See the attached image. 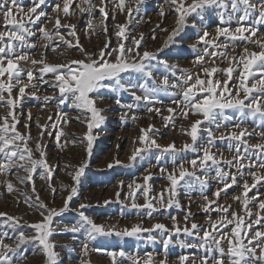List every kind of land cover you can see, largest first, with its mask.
<instances>
[{
    "label": "snow or ice",
    "instance_id": "obj_1",
    "mask_svg": "<svg viewBox=\"0 0 264 264\" xmlns=\"http://www.w3.org/2000/svg\"><path fill=\"white\" fill-rule=\"evenodd\" d=\"M110 2L112 19L115 20L116 14L119 13L126 15L127 22L130 23L133 11H139L143 0ZM44 3L45 0H31L32 6L25 9L21 0H0V27L3 29L0 30V109L3 110L0 111V175L7 177L11 174L20 184L31 185V195L28 192H20V189L8 179L0 181V186L6 188L9 194L20 192L23 202L34 209L40 217L34 223L21 224L22 218L0 212V226L11 228L14 232L13 236H9L7 231L0 232V264H22L20 250L26 244H32L41 251L45 257V264H59V253L55 251L57 245L50 239L57 232L52 225L55 217L62 216L70 210V203L78 195V189L76 186L69 188L61 184L60 190L67 191L68 194L63 198L62 207L58 209L49 207L41 200L35 188L34 175L38 174L48 181L47 188L53 198L57 194V188L53 186L52 181L58 165H51L47 160L46 146L43 143L45 135H54L61 149L68 144L75 146L77 142H86L85 151L90 157L94 141L93 129L99 128L104 121L102 115L104 110L97 107V97L102 89L128 92L137 103L122 105L118 97L115 103L129 111L138 107V102H143L147 112L161 114V109L154 106L156 96L160 92L176 88L182 90L180 98L171 101L175 107L167 108L169 115L162 118L165 127H168L169 123L174 127L177 115L184 120H190L188 127H181V132L191 142L185 141L179 147L175 142L162 146L150 135L157 130L153 125H149L140 129L137 141L141 147L134 148L129 157L130 161H135L137 157L152 149L173 154L172 170L169 171L166 167L159 168L162 178L168 181V186L160 192L153 193L148 185L152 178V173L149 172L143 176L142 184L133 181L126 186L128 188L124 197L126 203L121 201L125 185L120 181V190L115 194V202L130 210L146 209V215L153 218V214L161 210L173 206L180 207L175 197L179 195L181 188L191 192L199 186L203 201L200 208L207 216L206 226L195 222L189 211L183 218V224H180L175 216L170 217L171 228L163 223H154L150 228L137 223L121 229L116 225L94 222L85 213L89 205L81 203L76 209L78 217L76 222L71 226L66 225L62 231L73 233V239H76L77 233L85 234L87 239L81 248L83 257L89 253L88 242L96 240L97 237L127 241L129 238L139 239L147 233V240L155 243L156 239L152 233L160 234L163 258L158 259L160 254L153 252H146L143 257L138 254L132 255L117 245V249L106 252L111 264H168V252L174 243H178L182 249H199L203 253L199 256L180 254L177 257V264H264V198L259 194L249 196V192L257 185L264 186V33H261L260 27L264 26V0H165L175 15V27L171 30L165 45L174 42L175 36L187 26L189 17L202 19L201 14L211 9L218 10L219 17L214 36L204 30L197 37V44L203 47V51L198 52L193 61L197 71L193 73L181 69V76L172 81L167 75L162 74L159 79L154 76V71L160 65L172 72L173 76L177 70L176 65L158 58V53L162 52L163 48L157 52L142 50L143 33L139 34V37H129L127 24L114 25L116 38L114 47L111 40L106 38L98 52H89L80 44L76 36V26L63 22L78 13L91 15L98 11L102 17L101 23L95 25L90 20L88 27L93 34L96 28H102L103 34L107 37L106 22L109 17L107 0H100L98 5L94 0H62V5L56 4L52 8L54 17L47 16L43 11L37 12ZM160 16L161 18L165 16L163 8ZM41 17L53 23V28H46ZM35 25L40 26L34 28ZM192 27L195 28L196 25L193 24ZM157 28L168 32V29L162 28L159 24ZM61 29L65 30L63 34ZM37 34L38 39L43 42L40 47L44 49L39 59L34 58L28 51L37 47L31 40ZM221 37L224 39L220 40ZM129 40L130 46L127 43ZM197 44L191 45L193 50L197 48ZM240 45L243 46L242 52L231 55L230 50L234 51ZM61 48L65 49L64 52H60L61 55L75 49L82 58L49 63L47 51L58 52ZM216 60L227 62L228 67H217ZM152 61H156V65H153ZM22 62H30L33 69L24 68ZM209 64L212 66H208ZM36 66H39L38 74L34 71ZM234 73H237L235 77ZM49 74L53 78L51 87L58 91L59 95H45L43 101L45 105L56 101L58 110L53 114L56 119L53 120V115H49L48 121L51 123L40 124L37 121V128L40 131L33 144L34 138L30 129L32 114L31 112L27 114L29 123H25L26 131L22 133L17 127L20 123L17 110L27 96L40 98L36 91L28 90L37 89V81L47 84L45 77ZM133 78L149 80L151 86L148 83L133 84ZM230 82H233L231 87ZM137 89L140 94H137ZM69 100L71 106L80 112L76 120L86 125L87 131L82 137L73 134L70 140L65 139L62 143V137H66L67 134L62 130L61 123L67 125L70 120L60 108ZM229 110L236 114L235 122L233 117L227 114ZM127 116L128 113L125 112L122 119ZM131 118L137 119L134 113ZM249 120L254 125L251 129L246 123ZM202 133L207 135V140L203 144L200 143ZM253 138L256 139V143L251 142ZM217 141L227 142L226 150L230 156H225L219 149L213 151ZM187 152L196 155L191 159L176 160L177 156ZM87 164L88 161L85 160L76 168L74 174L68 173L74 185L79 184L80 176ZM120 164L121 162L116 159L108 164V168ZM222 165H227L229 169L235 171H225ZM211 172L215 173L213 178L221 185L212 193L215 199H209L203 192L209 183ZM233 186L241 189L239 195L232 196V200L240 204V212L232 209L230 204L219 203L221 194L227 195V190ZM138 193L144 199L142 205L136 202ZM19 202L20 199L17 197V203ZM110 203H112L110 200L104 201L105 205ZM253 207L257 210L253 211ZM213 212L217 213L216 219L212 218ZM25 228L31 229V232L27 233L23 230ZM181 236L192 238V242L180 239ZM7 240H12V243L6 242ZM80 264L89 262L82 258Z\"/></svg>",
    "mask_w": 264,
    "mask_h": 264
},
{
    "label": "rangeland",
    "instance_id": "obj_2",
    "mask_svg": "<svg viewBox=\"0 0 264 264\" xmlns=\"http://www.w3.org/2000/svg\"><path fill=\"white\" fill-rule=\"evenodd\" d=\"M98 5L100 0H94ZM127 2V0H126ZM21 3L25 9L31 7V0H21ZM109 17L107 20L108 35L105 37L102 28H96L95 34L89 29V21L95 25L101 23L102 17L98 11H95L91 15L89 13L77 14L67 18L66 21L76 26V36L79 39L80 44L87 49L89 52H98L106 38L110 39L112 46L116 45L115 38V28L116 24H127V33L129 37H139V34L143 33L144 41L142 45V50L147 49L153 52H157L158 49L163 48L162 52L158 53V58L160 60L167 61L168 64L176 65L177 70L175 76L172 72L160 65L155 71L154 76L159 79L162 74L167 75L169 80H175L177 77L181 76V69H186L190 72L195 73L197 71V66L193 64L198 52L203 51V47L197 44V37L201 35L204 30H207L211 35H215V28L219 24V17L217 15L218 10L211 9L207 10L201 14V17H189L187 21V26L180 31L178 35L175 36L174 42L165 45L171 30L175 27V15L169 9L165 0H143V3L139 7V11H133L131 22H127L126 15L117 13L116 19H112L111 8L112 4L110 0H107ZM56 4L62 5V0H45V3L37 9V12H45L47 16L54 17L52 8ZM74 7V6H73ZM135 8V5L133 6ZM161 8L165 11V16L161 18L160 11ZM41 21L44 26L48 29L53 28V23H49L44 17H41ZM161 25L162 28L168 29V32L161 31L157 28V25ZM195 24L196 27L193 28L192 25ZM40 25L33 26L38 28ZM235 26V21H233V27ZM261 27V33H264V26ZM0 30H3L0 27ZM62 34L65 32L61 29ZM36 37H32L33 43L37 44L35 49H30L31 55L39 59L40 53L44 51L40 44L43 42ZM155 36V39H153ZM71 39L70 37H68ZM224 38L221 37L220 40ZM219 42V41H218ZM130 46V40L127 42ZM239 44V42H237ZM197 44V48L193 50L191 45ZM243 46H237L234 51L230 50L231 55H238L242 52ZM256 50L259 49H251ZM65 49L61 48L58 52L47 51V60L49 63H61L66 59H80L82 58L80 53L75 49L67 51L66 55H61L60 52H64ZM156 65V61L151 62ZM215 65L220 68L228 67L227 62H221L216 60ZM22 66L26 69H33L31 63H23ZM208 66H212L209 64ZM39 66H36L34 71L38 74ZM220 75V74H217ZM234 77L237 73L233 74ZM221 78H223L221 76ZM48 81L47 84H41L37 81V89H30L31 91H36L39 99L27 96L23 102L22 106L17 110L19 115L20 123L17 125L20 132H25V123H29L27 120V114L31 112L32 121L30 122L31 135L34 138L38 137L40 129L37 128V121L40 124L51 123L48 121L49 115H53L57 112L56 101H51L45 105L43 101V96L45 95H59L58 91H55L51 84L53 83L52 75L49 74L45 77ZM127 80L128 78L125 77ZM133 84L138 83H148L151 86V81L144 79H132ZM233 82H230V87ZM180 88L169 89L167 92H160L156 96L155 107L161 109V114L155 112L149 113L146 111V106L143 102H138L139 106L135 107L132 111H129L126 107H122L115 103V99L118 97L121 100L122 105L134 104L133 97L125 91H110L108 89H102L97 97V107L103 109L102 115L104 116V121L99 128L93 129V148L91 156L89 157L85 151L86 142H77L75 146L68 144L66 147L61 149L53 136L45 135L43 143L46 148L47 160L51 165H58L55 169L53 186L57 188V194L53 198L52 194L47 188V183L45 179L41 178L40 175H34V182L36 191L40 194L41 200L49 205V207L60 208L63 205V198L68 194L67 191L60 190V185H67L70 187L76 186L78 189V195L73 198L70 203V210L64 213L62 216L55 217L53 222V227L57 229L53 237L50 239L57 245L55 251L59 253V264H80L81 259L88 261L89 264H111L110 257L107 256L106 252L117 249V245L125 248L132 255L144 256L146 252H153L154 254L159 253L158 259L163 258L162 255V245L160 243L161 236L158 232L152 233L155 237L156 242L152 243L147 240V233H144L141 238L133 239L129 238L125 240H117L115 238L107 237H97L96 240L89 241V253L86 257L82 256V244L86 242V236L83 232L75 234L76 239H73V233L63 232L62 229L67 225L71 226L78 219L76 215V209H78L79 204L84 203L89 205L85 209L86 215H88L94 222L98 224L105 225H116L118 228L131 227L133 224H142L145 228H150L154 223H163L169 228H171L172 221L170 217L175 216L180 224H183L184 216L187 212L191 211L192 219L198 224L206 226L207 216L201 210L200 205L203 203L201 199V190L199 186L195 187L191 192L180 189L179 195L175 197L179 201L180 207L173 206L160 212L154 213L153 218H149L146 215L147 210L141 209L130 210V208H124L121 203L116 201V192L120 190L119 182L123 181L125 187L122 190L121 201H124V197L128 192L126 187L128 184L136 181L137 183H143V176L148 175L149 172L152 173V178L148 182V185L153 193L160 192L162 189L168 186V181L162 178L159 171L160 167H166L169 171L172 170L173 154L162 153L156 149L147 151L143 155L137 157L135 161H130L129 157L132 155L134 148L141 147L138 143L137 138L140 135L141 128H147L149 125H153L157 130L152 135V138L157 141L162 146H166L169 143L175 142L179 147L185 141L191 142L190 139L181 132V127H188L190 120H184L179 115L175 118V126L169 123L168 127H165V121L163 116L169 115L167 108L175 107L171 103L173 99H179ZM137 94L140 91L137 89ZM61 111L67 114L70 123L64 125L61 123L62 130L67 134L66 137H62L61 142L65 139L70 140L74 134L77 137H82L87 131L86 125L78 122L76 117L80 115V112L71 106V101L69 100L60 108ZM0 111H3L0 109ZM127 112V118L122 119V115ZM133 113L136 115L137 119L133 120L131 117ZM228 115L233 117V122H235L236 114L231 110L228 111ZM198 117H190V119H196ZM56 116L53 115V120ZM83 116H81V120ZM249 129L254 127L251 120L246 122ZM55 132V130H53ZM207 140L206 133H202L200 137V143L203 144ZM252 143H256V139L251 140ZM226 141H217L216 149L224 152L225 156H230L226 150ZM196 155V153L187 152L176 157V160L180 159H191ZM159 157V159H157ZM118 159L121 164L115 165L112 168H108V164ZM87 160V167L84 169L82 175L80 176V182L78 185H74L71 176L68 173L75 172L76 168L81 165L83 161ZM70 165V167H66ZM225 171H235V169H229L227 165H222ZM147 170V171H146ZM39 171V170H38ZM22 174V173H21ZM215 176L214 172L210 173L209 183L204 188L203 192L209 197V199H215L212 193L217 187L221 186L218 181L213 178ZM5 179L11 180L20 192H28L31 195V185L25 186L16 181L13 175L4 177L0 175V181ZM243 181L241 180L240 183ZM249 183L251 179L249 178ZM241 189L233 186L227 190V195L221 194L219 203L224 205H232V209L240 212L241 206L238 202L232 200V196L239 195ZM20 192H15L9 194L6 188L0 186V212L7 213L9 215L20 217L21 224L25 222L34 223L40 219L39 215L34 209L29 208L23 202V196ZM259 194L261 198H264V186L257 185L249 192V196H255ZM17 197H19L20 202L17 203ZM110 200L112 203L105 205L104 201ZM126 203V201H124ZM138 204H144V199L139 193L137 194ZM257 209L253 207V211ZM123 213V214H122ZM212 218H217V213L213 212ZM231 227V226H229ZM27 233L31 232V229H23ZM7 231L9 236H13L14 232L11 228L5 226H0V232ZM176 238H174L175 240ZM180 239H185L187 242H192V238H187L181 236ZM6 242L12 243V240H7ZM66 245L67 247H61ZM94 249H101V251H94ZM180 254H188L199 256L202 255V250L199 249H182L178 243H174L170 247L168 252V264H177V257ZM259 254V253H258ZM20 255L22 256V264H45V257L42 255L41 251L32 244H26L22 246L20 250Z\"/></svg>",
    "mask_w": 264,
    "mask_h": 264
}]
</instances>
